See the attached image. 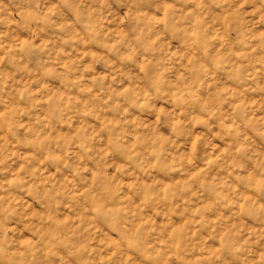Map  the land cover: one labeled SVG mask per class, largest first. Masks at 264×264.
<instances>
[{
    "label": "clouds",
    "instance_id": "obj_1",
    "mask_svg": "<svg viewBox=\"0 0 264 264\" xmlns=\"http://www.w3.org/2000/svg\"><path fill=\"white\" fill-rule=\"evenodd\" d=\"M0 264H264V0H0Z\"/></svg>",
    "mask_w": 264,
    "mask_h": 264
}]
</instances>
